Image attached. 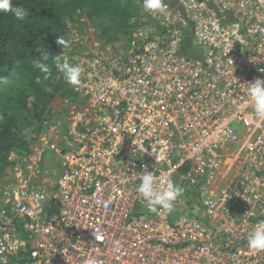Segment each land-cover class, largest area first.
<instances>
[{
    "label": "built area",
    "instance_id": "2783aa9c",
    "mask_svg": "<svg viewBox=\"0 0 264 264\" xmlns=\"http://www.w3.org/2000/svg\"><path fill=\"white\" fill-rule=\"evenodd\" d=\"M136 3L125 40L68 37L82 75L59 162L43 169L44 151L2 183L0 264H264L247 244L264 221V123L245 87L264 80V0ZM145 165L158 189H184L171 213L144 206Z\"/></svg>",
    "mask_w": 264,
    "mask_h": 264
},
{
    "label": "trees",
    "instance_id": "16d2710c",
    "mask_svg": "<svg viewBox=\"0 0 264 264\" xmlns=\"http://www.w3.org/2000/svg\"><path fill=\"white\" fill-rule=\"evenodd\" d=\"M12 3L23 7L28 17L21 22L11 13L0 14V77L9 80L7 85L0 84V177L14 171L17 162L11 159V154L28 148V142L15 132L18 122L27 114L39 133L57 99L75 101L78 97L55 67L56 55H61V62L64 60L63 49L56 43L59 36L68 40L72 30L83 32L95 27L100 37L117 42L121 34H129L132 19L140 13L136 0H12ZM37 48L49 54L47 61H41L51 68L48 80L34 67L33 62L40 59ZM37 77L40 83H36ZM4 210L5 206L0 212Z\"/></svg>",
    "mask_w": 264,
    "mask_h": 264
},
{
    "label": "clouds",
    "instance_id": "9594fccd",
    "mask_svg": "<svg viewBox=\"0 0 264 264\" xmlns=\"http://www.w3.org/2000/svg\"><path fill=\"white\" fill-rule=\"evenodd\" d=\"M167 5L164 0H143V10L148 13L162 12ZM11 13L17 21H24L28 17V12L21 6H14L12 0H0V14ZM56 43L67 49L71 45V41L59 36ZM40 53V59L34 61V67L38 68L44 75L43 79L48 80L52 74L51 68L41 62L49 59L47 51H42L37 48ZM61 55H56L54 58L55 67L61 73L63 80L70 86H79L81 84V68L79 65L70 63L65 57L63 62L60 59ZM264 71V70H261ZM40 77L36 78V83H40ZM9 80L7 77H0V84L7 85ZM249 103L253 109L257 124L264 123V80L256 79L254 82L246 86ZM157 180L153 172L145 171L140 175V183L137 187V192L142 198V202L146 209L155 214L161 211L171 213L174 211L176 201L183 195L184 189L168 179L164 187H156ZM248 247L256 251H264V221H261L255 228L249 232L247 236Z\"/></svg>",
    "mask_w": 264,
    "mask_h": 264
},
{
    "label": "rangeland",
    "instance_id": "374dc122",
    "mask_svg": "<svg viewBox=\"0 0 264 264\" xmlns=\"http://www.w3.org/2000/svg\"><path fill=\"white\" fill-rule=\"evenodd\" d=\"M127 36V35H126ZM125 35H120L118 41L125 40ZM70 105L67 104L66 100L57 99L52 106V112L48 118H46L41 131L37 133L36 131V123H33L29 116L26 114L24 118H22L15 129L16 134L19 137L28 142V148L26 151L21 152H13L11 154V159L18 163H21L25 168L29 165L33 164L34 159L39 157L40 153H43V157L39 165L44 169L51 168L55 163L59 162V158L56 157L55 153L50 148L52 139L57 135H63L65 132V128L67 125V108ZM249 126L241 127L238 130V145L235 146V151L233 157H241L244 151L245 144L250 136ZM49 149V150H47ZM47 165V166H46ZM49 165V166H48ZM4 174L0 177V185L2 182H7L11 177V174ZM1 188V186H0ZM0 196V211L3 210L4 204L3 200ZM177 219L180 216L176 217Z\"/></svg>",
    "mask_w": 264,
    "mask_h": 264
},
{
    "label": "crops",
    "instance_id": "0c3cea01",
    "mask_svg": "<svg viewBox=\"0 0 264 264\" xmlns=\"http://www.w3.org/2000/svg\"><path fill=\"white\" fill-rule=\"evenodd\" d=\"M47 166V165H46ZM49 166V165H48Z\"/></svg>",
    "mask_w": 264,
    "mask_h": 264
}]
</instances>
